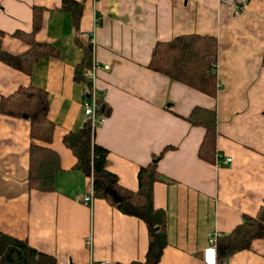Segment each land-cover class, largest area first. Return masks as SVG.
I'll return each mask as SVG.
<instances>
[{
    "label": "crops",
    "instance_id": "0c3cea01",
    "mask_svg": "<svg viewBox=\"0 0 264 264\" xmlns=\"http://www.w3.org/2000/svg\"><path fill=\"white\" fill-rule=\"evenodd\" d=\"M76 1L83 4L78 39L90 46L92 33L94 58L110 66L96 80L98 103L111 110L95 131L108 152L106 168L120 187L135 191L139 168L163 151L153 202L166 214L168 244L157 264H217L210 236L229 233L264 203V0ZM34 6L42 8L35 38L57 53L41 56L29 75L0 61V97L19 86L46 91L55 126L50 147L61 170L54 191L29 190V122L0 113V231L26 239L56 264L143 262L145 222L93 196L91 178L74 168L76 157L63 142L86 121L85 86L74 78L84 47L70 11L62 0H0L2 49H28L13 33L31 31ZM190 33L218 40L215 97L148 68L157 41ZM195 106L216 110L214 162L198 156L204 129L186 119ZM85 195L90 205L82 203ZM224 264H264V236Z\"/></svg>",
    "mask_w": 264,
    "mask_h": 264
},
{
    "label": "trees",
    "instance_id": "16d2710c",
    "mask_svg": "<svg viewBox=\"0 0 264 264\" xmlns=\"http://www.w3.org/2000/svg\"><path fill=\"white\" fill-rule=\"evenodd\" d=\"M62 7L70 11L76 41L84 47V56L75 66L74 78L82 82L86 93L90 82L85 69L90 66L91 48L77 37L83 4L76 0H62ZM30 32L15 31L13 36L29 47L21 54H11L2 49L0 61L29 75L34 63L45 55L57 53L52 44L37 41L35 36L41 27L42 8H32ZM264 61V50H263ZM218 40L210 34H182L167 41H157L152 48L148 68L172 80L187 85L208 96L215 97L218 90ZM99 115L108 116L111 110L98 103ZM0 113L25 118L29 122L30 146L28 152V189L52 192L55 189V174L61 170L57 152L50 147L54 123L48 118V98L43 89L19 86L15 91L0 97ZM26 116V117H25ZM193 125L204 129L198 156L214 162L216 156L217 113L215 109L195 106L186 117ZM96 128L86 120L81 128L63 136V142L76 157L74 168L91 178L92 195L105 198L122 212L143 220L147 227L148 248L143 262L131 264H157L163 249L168 244L166 214L153 202V185L162 180L157 161L163 151L151 162L138 170V188L123 189L116 175L106 168L107 150L95 141ZM165 150V149H164ZM264 236V203L254 216L244 215L242 222L229 233L218 235L215 244L217 264L235 252L249 249L253 240ZM0 264H56V259L30 246L20 239L0 231Z\"/></svg>",
    "mask_w": 264,
    "mask_h": 264
},
{
    "label": "built area",
    "instance_id": "2783aa9c",
    "mask_svg": "<svg viewBox=\"0 0 264 264\" xmlns=\"http://www.w3.org/2000/svg\"><path fill=\"white\" fill-rule=\"evenodd\" d=\"M94 1H97V0H94ZM238 9H240V7H238ZM89 44L91 48L92 59H91L90 66L85 69V77L90 82V87H89L88 92L86 93V96L84 97L82 105H83L86 120H90L92 125L96 128L101 123H103L106 119V116L99 115L97 113V110L99 108L98 99H97L98 92L96 88L97 75L100 70H109L110 66L106 64L103 65L94 58L93 50L95 46V40H94V35L92 33L89 36ZM230 160L231 159L228 157L227 159H225V162H229ZM91 200H92V197L90 195L89 196L85 195L81 199L82 203L85 205H90ZM217 237H218L217 234H213L210 236V242L214 246L216 244ZM86 243L90 245L91 243L90 237L86 238Z\"/></svg>",
    "mask_w": 264,
    "mask_h": 264
},
{
    "label": "snow or ice",
    "instance_id": "6c2138e0",
    "mask_svg": "<svg viewBox=\"0 0 264 264\" xmlns=\"http://www.w3.org/2000/svg\"><path fill=\"white\" fill-rule=\"evenodd\" d=\"M211 255H212V254H211V253H209V257H211Z\"/></svg>",
    "mask_w": 264,
    "mask_h": 264
},
{
    "label": "water",
    "instance_id": "95a60500",
    "mask_svg": "<svg viewBox=\"0 0 264 264\" xmlns=\"http://www.w3.org/2000/svg\"><path fill=\"white\" fill-rule=\"evenodd\" d=\"M26 117V116H25Z\"/></svg>",
    "mask_w": 264,
    "mask_h": 264
}]
</instances>
